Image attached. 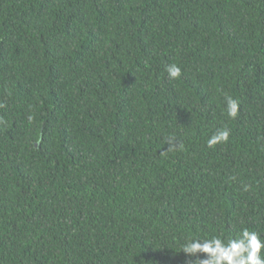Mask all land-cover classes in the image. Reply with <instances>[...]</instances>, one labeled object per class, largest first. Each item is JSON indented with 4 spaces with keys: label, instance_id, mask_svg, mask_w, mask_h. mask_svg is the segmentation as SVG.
I'll return each instance as SVG.
<instances>
[{
    "label": "trees",
    "instance_id": "trees-1",
    "mask_svg": "<svg viewBox=\"0 0 264 264\" xmlns=\"http://www.w3.org/2000/svg\"><path fill=\"white\" fill-rule=\"evenodd\" d=\"M245 228L264 0H0V264H200L185 243Z\"/></svg>",
    "mask_w": 264,
    "mask_h": 264
},
{
    "label": "clouds",
    "instance_id": "clouds-1",
    "mask_svg": "<svg viewBox=\"0 0 264 264\" xmlns=\"http://www.w3.org/2000/svg\"><path fill=\"white\" fill-rule=\"evenodd\" d=\"M170 78H178L181 69L176 64L167 67ZM227 102V114L235 117L238 110V101L232 97H225ZM229 132L227 129L219 130L209 141V146L214 145L218 140H227ZM264 248V241L255 231L243 229L238 238L229 239L225 242L218 236L210 239L188 241L183 247L185 254H205L199 258L200 264H264V257L261 256V249Z\"/></svg>",
    "mask_w": 264,
    "mask_h": 264
}]
</instances>
